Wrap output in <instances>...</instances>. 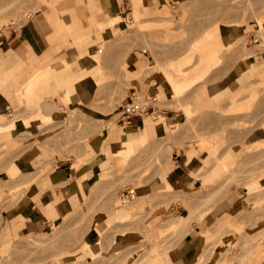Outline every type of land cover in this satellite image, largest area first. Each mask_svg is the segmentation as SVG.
<instances>
[{
	"label": "rangeland",
	"instance_id": "rangeland-1",
	"mask_svg": "<svg viewBox=\"0 0 264 264\" xmlns=\"http://www.w3.org/2000/svg\"><path fill=\"white\" fill-rule=\"evenodd\" d=\"M138 1L126 0L127 11L119 16L112 12L114 0H64L56 10L51 9L48 0H0V32L5 39L2 45L12 31L20 33L23 26H34L38 13L44 14L42 24L36 26H42L43 34L44 27L52 29L48 43L64 36L54 52L66 53L69 49L78 61L64 60L53 66L54 70H42L59 74L71 69L72 75L81 70L87 77L100 78L95 101L86 107L76 102V97L73 104H68L59 92V100L48 101L55 92L52 83L37 94L40 101L30 96V82L17 90L20 109L33 113L25 124L35 125L39 131L38 136L25 137L35 143L39 137H50L47 146L61 159H74L75 177L85 173L90 182L88 189L81 182L84 202L78 210L52 219L44 235L28 236L4 249L0 264H151L158 260L157 254L172 251L190 232L192 222L222 203L230 207V224L223 235L228 245L222 244L223 237L212 243L205 236L194 264H213L215 259L217 264H264V64L257 67L253 62L264 53V0H160L151 10L145 6L146 12H141L142 8L137 11ZM144 4L141 0L139 5ZM57 14L65 15L68 24H63ZM61 29L62 33L57 34ZM79 29L84 37L80 43L70 32ZM137 51L153 55L150 72L162 71L165 81L172 76L178 82L177 90L167 96L176 101L173 108H184L186 122L171 127L162 116L154 114V123L165 127L157 138L152 139L150 134L118 160L112 153L113 145L125 141L128 133L100 148L94 161L84 163L79 157L87 143L97 138L112 139L120 117L114 110L144 72L142 68L134 69L132 77L126 73L129 55ZM202 58L207 61L200 74L196 69ZM241 65L247 67L250 77L236 85L233 79L240 76L237 73ZM224 78L229 83V95L223 100L218 97V106L212 112L194 109L191 103L201 87ZM82 84L76 85V92ZM167 96H158V101ZM136 97L140 106L152 98L147 93ZM16 119L5 129L0 128V134L14 128L11 125ZM0 120L4 123L8 118L0 114ZM255 130H261L263 140L250 144L248 137ZM197 147L215 155L214 162L222 167L223 175L195 192H174L171 184V188L159 187L157 176L174 151L187 155L184 162L188 165ZM10 152V147L0 144V173L8 170L9 176L8 181L0 183V221L3 212L16 210L10 215L16 223L30 217L24 212L25 206L40 205L30 186L54 172L57 164H47L34 177L21 176L27 170L8 160ZM90 168L95 172H88ZM29 175H33L31 168ZM173 204L186 209L160 225L159 240L150 238L148 232L155 226L152 219L163 207ZM123 215L129 219L121 220ZM184 215L188 217L181 219ZM49 216L56 218L58 213L53 211ZM175 222L179 224L173 229ZM80 246L84 247V256L64 260Z\"/></svg>",
	"mask_w": 264,
	"mask_h": 264
},
{
	"label": "crops",
	"instance_id": "crops-1",
	"mask_svg": "<svg viewBox=\"0 0 264 264\" xmlns=\"http://www.w3.org/2000/svg\"><path fill=\"white\" fill-rule=\"evenodd\" d=\"M53 1L48 0V4L52 10ZM159 1L143 0L145 4L140 6L142 8L141 12L148 11L144 8L145 6L151 10ZM113 3L112 12L114 14L120 16L126 13V0H114ZM57 15L63 24H68L64 18L65 15ZM83 15L90 17V14L84 13ZM37 16L38 19L34 21V26H23L20 29V33L12 31V35L10 37L8 36L5 45H2L5 39L0 32V45H2L0 46V81L3 80V83H0V87L3 89V91L0 90V114H5L8 118L1 126H4V124L6 126L9 125L13 119H16L15 116H18L15 120V127L3 131L0 134V144H5L10 147L11 152L8 160H13L21 169L27 170L25 172L22 171L21 176L34 177L38 170L47 164H54V162L57 164V168L54 172L46 173L39 181L30 186V191L41 205L40 212H36L30 217H24V220L16 223L11 219L10 214L3 212L2 220L0 221V245L4 246V249L14 246L18 241L28 236L36 237L37 235H44L46 230L51 226L52 219L57 220L61 216L63 217L78 210L84 202V196L80 186L82 185V176L85 173L77 174L75 177L73 170L75 164L74 159H61L60 154L56 153L52 147L47 146L52 141L50 137H39V142L37 143L33 139H29V135L38 136L39 131L35 125L25 124V120L31 119L33 113L21 110L16 99L17 90L35 76L37 67L39 70L42 67H53L64 60L71 63L78 61L74 58V53L69 49L66 53L63 51L60 53L54 52L60 46L64 36H61V39L58 37L59 39H55L52 43H48L46 39L48 34L52 33V29L44 27V34L41 33L42 26L38 28L36 24H42L44 14L38 13ZM62 31H58L57 34L62 33ZM69 58L73 59L69 61ZM153 61V55L149 52L142 53L137 51L130 53L127 61L128 66L135 70L142 68L144 72H141V78L137 84L128 89L126 99L123 103L114 110L115 114L120 115V117L117 120L118 125L112 135V139L108 141L97 138L96 141L93 140L87 143L82 148L79 157L82 162L94 161L100 154V148H104L107 143L111 141L117 142L130 132L140 133L142 130L147 129L146 121L154 114L162 116L164 122L171 127L182 125L186 122L184 108H173L172 105L177 103L166 94L165 76L163 72L159 70L150 72ZM253 62L257 67L263 66L264 53ZM238 74L241 73L238 72ZM227 81L224 78L202 86L192 100L191 104L193 108L200 113L212 112L218 106V97H221L223 100L226 95H229L230 87ZM6 84H9L10 87L4 91ZM94 91L95 88L86 84L78 86L76 102H82L84 107L89 106L95 101ZM138 93H147L152 98L146 99L144 101L145 103L140 106L138 105L139 102L136 103ZM162 94L166 95L167 99L158 101L159 98H155V96L158 97ZM59 97L60 95L52 94L49 97L52 99L48 101L55 103L56 100H59ZM17 111L20 114H14ZM152 124L154 129L151 138L155 139L157 138L159 130L165 131V127L163 123L153 122ZM262 133L264 134V132ZM259 134H261V130L252 132L248 137V142L252 144L262 141L263 137H260ZM25 136H29V138ZM185 158H187V155H181L177 150L174 151L171 160L157 176V185L159 187L167 188L171 184L174 192H183L186 189L189 192H195L201 190L204 186L212 184V182H215V180L223 175L222 167L214 162L216 160L215 155L207 149L202 150L197 147L194 152V158L188 165H185ZM29 168L33 172L32 176L29 175ZM91 170L93 168H90L88 172ZM7 171L4 170V172L0 173V183L9 180ZM4 176L7 179L3 180ZM229 208L228 203H222L198 222H192L190 232L180 240L170 253L157 254L158 260L162 264H194L195 260L200 256L201 250L198 247L199 243L205 236H208L212 243L223 237L225 230L230 224L228 221ZM181 209L186 208L180 204L163 207V211H160L152 219L151 223L155 226L149 230V237L159 240L161 234L160 225L164 224L170 218L179 217L180 215L178 213H180ZM53 211L58 213V217L52 218L49 216ZM187 213L188 211L184 210V214ZM104 215L107 216V214ZM260 224L261 222L257 223V226L259 227ZM248 230L252 229L250 228ZM250 234L253 235L255 232ZM93 235L95 234L93 233ZM88 239L91 240L92 238ZM222 244L224 246L228 245V238L223 237ZM82 255H85V251L84 247L80 246L71 250L69 255L64 257V260L80 258Z\"/></svg>",
	"mask_w": 264,
	"mask_h": 264
},
{
	"label": "bare ground",
	"instance_id": "bare-ground-1",
	"mask_svg": "<svg viewBox=\"0 0 264 264\" xmlns=\"http://www.w3.org/2000/svg\"><path fill=\"white\" fill-rule=\"evenodd\" d=\"M63 1L64 0H54L52 2V8H53V10H56L57 7L59 6V3L60 2H63ZM140 2H141V0L138 1V2H136V9H137V11L140 9V6H141V5H139ZM75 23L77 24V22H75ZM263 24H264V21L261 22V25H263ZM69 28H70V25H69ZM70 32H72V34L74 35V37H76L78 43H80L81 42V39L84 38L83 37V33L80 32V29L78 31H71L70 30ZM216 45L213 46V48H216L218 46V45L217 46ZM235 45L238 46V44H236V43H235ZM234 46L231 49H234ZM206 61H207L206 58H202L201 59V64L196 69L198 73L202 74V72H204L203 69L205 68ZM52 70H54L53 67H52ZM35 71H36L35 76L29 82H30V87H31L30 96H32V98L35 97L33 99H37V100H39L38 98H36V97H38L37 94H41L40 93L42 91L41 89H44L45 86L50 85L52 83L53 86H54V90H55V92H53V94L56 95L59 92V94H61V96H63L65 102H67L68 104H70V103H72L71 102L72 99L77 96L76 95V93H77L76 92V85L77 84H79V83L82 82L83 84H86L88 86H92V88H96L98 86V81L100 80V78H98V77H92V78L91 77H87L84 74V72H82L81 70H77V74L76 75H72L71 69H66V70L63 71V73H59V74L58 73H55L54 71H51V70H47V71L44 72L40 68L38 70V67L36 68ZM133 71H134V69H132L131 67H129L128 70L126 71V73H127L128 76L131 75V77H132ZM240 73H241V74H239L240 76H237V78H234L233 79V82L236 85L239 84L240 82L244 81L245 79H249V77H250L249 71L247 70V67L245 65H241V67H240ZM55 74H57V75H55ZM47 82L48 83L50 82V83L48 84ZM72 82H73V84H72ZM8 87H10L9 84H6L5 85V88H4V91ZM48 87L49 86H47L46 88H48ZM165 87H166V94L168 95L171 92L174 93L177 90V88L179 87V85H178V82L172 76H167L166 81H165ZM46 88L43 91L47 90ZM155 98H159V97H156L155 96ZM52 103H54V102H52ZM39 113H40V111H38V114ZM2 116L4 118H6L5 114L4 115L2 114ZM152 116H154V115H152ZM1 121L2 120H0V124H3V123H1ZM26 121L27 120H25V123H26ZM153 122L154 121H153V118L152 117L148 118L147 119V122H146L147 123V129L142 130L140 133H132V132H130L127 135V138H126L125 141H121L119 143L114 144L113 145V148H112V153L114 154V158L116 157V158H119L118 160H120V157L123 158V156L125 154H128L131 151H133V149H135L137 147V145L141 141H143L150 134H152L153 133V129H154L153 124H152ZM14 126H15V124L13 123L11 125V127H14ZM0 128H4L5 129L6 128V125L4 124V126H0ZM83 178H84V180L82 181V182H84L83 185H84V187L86 189H88V184H89L90 180H89V178L86 177V175H84ZM168 187L171 188L172 186L169 185ZM124 204H126V202H124ZM10 208H12V207H10ZM15 211L16 210H13L10 213V215H13V213ZM40 211H41V206L40 205H37V204H30V205L24 207V212L26 214L30 215V216L32 214H34L36 212H40ZM187 217L188 216L185 217V215H184V216H181L180 218L181 219H184V218L186 219ZM120 219L121 220L129 219V217L127 215H123V216L120 217ZM177 224H179V222L173 223L171 225V227L173 225H177ZM172 228L174 229V227H172ZM56 231L57 230H55V232H54L53 235L56 234ZM3 250H4V246L1 245V247H0V253H3ZM167 259H169V258H167ZM212 262H213V264H217L216 259L214 261H212ZM151 264H162V263L159 260H157V261H153Z\"/></svg>",
	"mask_w": 264,
	"mask_h": 264
}]
</instances>
